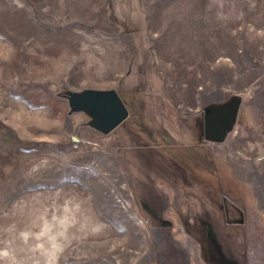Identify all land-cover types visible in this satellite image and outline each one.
Masks as SVG:
<instances>
[{
    "label": "rangeland",
    "instance_id": "obj_1",
    "mask_svg": "<svg viewBox=\"0 0 264 264\" xmlns=\"http://www.w3.org/2000/svg\"><path fill=\"white\" fill-rule=\"evenodd\" d=\"M206 227L264 264V0H0V264H209Z\"/></svg>",
    "mask_w": 264,
    "mask_h": 264
},
{
    "label": "water",
    "instance_id": "obj_2",
    "mask_svg": "<svg viewBox=\"0 0 264 264\" xmlns=\"http://www.w3.org/2000/svg\"><path fill=\"white\" fill-rule=\"evenodd\" d=\"M66 94L69 109L71 111H83L87 115L86 123L103 133L111 131L128 114L127 106L113 87L67 89ZM212 126V121L207 120L204 123L205 129ZM208 133L207 130L205 136L210 138Z\"/></svg>",
    "mask_w": 264,
    "mask_h": 264
},
{
    "label": "trees",
    "instance_id": "obj_3",
    "mask_svg": "<svg viewBox=\"0 0 264 264\" xmlns=\"http://www.w3.org/2000/svg\"><path fill=\"white\" fill-rule=\"evenodd\" d=\"M201 222H203V221H201ZM196 226H198L197 223H195L191 227H196ZM197 237H198V240H199L200 245H201V248H202L201 249V255H203L204 259L209 264H216V262H213L211 259H209V258H211V256L209 255V253L215 252L217 248H216L215 242L212 241V239H211V237L209 235L208 228L207 227L204 228L203 232H200L199 234H197Z\"/></svg>",
    "mask_w": 264,
    "mask_h": 264
},
{
    "label": "flooded vegetation",
    "instance_id": "obj_4",
    "mask_svg": "<svg viewBox=\"0 0 264 264\" xmlns=\"http://www.w3.org/2000/svg\"><path fill=\"white\" fill-rule=\"evenodd\" d=\"M203 130H204V127H203ZM203 134L205 135V132Z\"/></svg>",
    "mask_w": 264,
    "mask_h": 264
}]
</instances>
